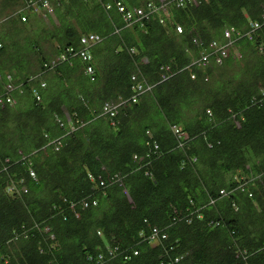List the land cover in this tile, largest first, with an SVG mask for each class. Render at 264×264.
Masks as SVG:
<instances>
[{
    "label": "trees",
    "instance_id": "obj_1",
    "mask_svg": "<svg viewBox=\"0 0 264 264\" xmlns=\"http://www.w3.org/2000/svg\"><path fill=\"white\" fill-rule=\"evenodd\" d=\"M49 1L0 0V264H264V0H122L167 5L131 25L114 0ZM228 27L252 38L192 64ZM88 33L94 80L53 64Z\"/></svg>",
    "mask_w": 264,
    "mask_h": 264
},
{
    "label": "bare ground",
    "instance_id": "obj_2",
    "mask_svg": "<svg viewBox=\"0 0 264 264\" xmlns=\"http://www.w3.org/2000/svg\"><path fill=\"white\" fill-rule=\"evenodd\" d=\"M39 1H46V0H39ZM180 1H182V0H180ZM180 1L179 0H177V2H178V5H180V6H182V4L180 3ZM187 2V1H186ZM185 2V3H186ZM44 3H48L49 5H51V1H48V2H40V3H38L36 6H35V8H34V10L32 11V12H34L36 15H40V16H46L47 15V13L49 12H46V8L44 7L45 5H44ZM115 5H117L118 6V12L119 13H121L122 15H123V17H124V20H125V22L126 23H128V25H131V24H133L134 22H136V21H140V20H142V19H147V18H149L151 15H152V13H153V11H154V9L153 8H159V10H163V8H166V4H163V5H156L155 3H153V2H150V3H148L147 4V6H141V7H135V8H132V9H129L126 5H125V3L122 1V0H114V3H109L108 5H107V9L108 10H110L111 8H113L112 6H115ZM149 9H151V10H149ZM164 11V13L167 15V9L166 10H163ZM38 15V16H39ZM52 15H53V8H52ZM143 17V18H142ZM25 21L26 20H28L27 18H26V16H25ZM250 27V26H249ZM254 30H256V29H254V28H252V27H250V32H248V33H252V31H254ZM178 31L179 32H181L182 31V29L181 28H178ZM234 32H236V30H235V28H234V30H233ZM92 33H88V34H84L83 36H82V38H81V48L82 47H87V50H86V53L85 54H87V52L89 51V49H88V47L90 46V45H92L93 43H96V42H98V41H100L101 40V37H100V35L99 34H95V33H93V36H94V40L92 39V40H90L89 39V35H91ZM226 34H227V36L228 35H230V33L229 32H226ZM237 34H239L240 35V32H237ZM228 37H230V36H228ZM252 38V36H250V39ZM84 39H87V42H82V40H84ZM77 48H75L74 46H72V47H69L68 49H67V52H68V54H71V55H76L77 54V52H75V50H76ZM229 51V50H228ZM229 55V54H228ZM60 58V57H59ZM59 58H57V59H55V61H53V64L57 61V60H60ZM91 60H92V56H90L89 55V58L87 59V60H83L85 63H86V68H85V73L91 78V80H94L95 79V69L93 68V65L91 64ZM62 61V60H61ZM46 66H49L48 64H46ZM168 70H169V68H168ZM163 76L162 77H167V76H165L164 74H162ZM9 77V79H11L12 80V78L10 77V76H8ZM12 83H13V81H12ZM144 85V84H143ZM11 86V91L12 90H14V89H16V88H18L19 86H14L13 84H11L10 85ZM42 86H44V83H42ZM146 87H143L141 90L139 89V88H136L135 89V91H136V93H139V92H141V93H143V92H145V91H151L152 90V84H147V85H145ZM35 95H36V99H37V101H39V98H40V96L35 92ZM1 100H2V98H0ZM7 101L8 102H13L15 99L12 97V96H8L7 98ZM114 108L115 107H113L111 104H106L105 106H104V108H103V110H104V112L105 113H107V114H109L110 116V118H112V117H115V110H114ZM208 113H210L209 111H208ZM60 122V126H64V123H63V121H61V120H59ZM77 122H79V121H77ZM72 128H74V126H72ZM173 131L176 133V135H178V136H180L181 135V132H180V128H178V126H173ZM31 175L32 176H35V172H31ZM91 179H93L92 181H94V178H91ZM224 192V190H222V193ZM86 205H88V203H86ZM155 231V230H154Z\"/></svg>",
    "mask_w": 264,
    "mask_h": 264
},
{
    "label": "clouds",
    "instance_id": "obj_3",
    "mask_svg": "<svg viewBox=\"0 0 264 264\" xmlns=\"http://www.w3.org/2000/svg\"><path fill=\"white\" fill-rule=\"evenodd\" d=\"M47 1H49V0H47ZM36 2L37 3H40V2H42V1H39V0H36ZM22 3L24 4V9H22L23 10V12L25 11V12H28V13H31L32 11H33V8L32 7H30V6H28L27 5V3H26V0H22ZM51 6V9L53 8V5L51 4L50 5ZM52 15V11L50 12V13H47V15L45 16V17H47V16H51ZM25 14H23L22 16H21V21H25ZM261 20H263L264 21V13L263 14H261ZM248 26H250V27H252V28H254V29H257V28H259V26H260V24H259V21H250L249 23H248ZM179 27V26H178ZM177 28V27H176ZM234 27H228V28H226V29H224V31H223V33H226V32H229L230 33V39L229 38H227V39H229V41L228 42H223L222 41V39L221 40H212L211 42H209V44H208V48H207V50L206 51H204V52H201L200 53V56L199 57H197V58H195V59H193L192 60V64H197V65H199V66H203V67H205V66H209L211 63H213L214 65H221L223 62H224V59L228 56V47L230 46V44H232L234 41H236L237 39H239V38H241L242 36H246L248 39H250L249 38V35H239V34H236V33H234ZM93 34V33H92ZM225 39V38H224ZM66 49H68V47L66 48ZM86 50H87V47H82V48H79V51L77 52V54H76V56H78L82 61H83V59L81 58V56H80V52L81 51H85L86 52ZM208 50H210V51H208ZM222 51H224V53H222ZM68 54V52H62V53H60L59 55H56V57H59L60 56V60H65L66 59V55ZM87 54H89L90 56H91V53H90V51H88L87 52ZM237 55V54H236ZM238 56V55H237ZM217 57H219V58H221V61L220 62H218L216 59H217ZM162 74H164L165 73V76H167V77H165V78H163V77H160V78H162L161 79V81H164V80H166V79H168L169 78V76H171L172 75V73H171V71H169V74H167V71L163 68V71L161 72ZM191 77L192 78H194L195 77V75L194 74H192L191 75ZM7 79V78H6ZM132 79H135V77L133 76L132 77ZM8 80V79H7ZM142 82L143 81H138V83L136 82L135 84H134V89H132V90H135L136 88H137V86L139 85V84H141L142 85V87H146L145 85H143L142 84ZM144 83H146V82H144ZM148 84H150V83H148ZM8 85H11V84H7V85H5V91H6V93L8 94L10 91H11V89L10 88H8L7 86ZM134 92V91H133ZM139 93H141V92H139ZM134 94V93H133ZM138 94V93H137ZM9 95H6V96H4V99H2L3 100V102H0V105H4L5 104V99L8 97ZM136 99H137V97H136ZM121 105V104H120ZM122 106V105H121ZM121 106H119V104L117 105L116 104V112H115V114H117L118 113V107L120 108ZM124 106V105H123ZM26 192L27 191V189H26V187H24V188H22V189H18L17 190V192ZM156 229V228H155ZM156 233H155V235H154V238H155V240L156 241H159V239H160V237L161 238H165V234H159V230H157L156 229ZM114 250L113 249H110L109 251H108V254L109 255H111V253L113 252Z\"/></svg>",
    "mask_w": 264,
    "mask_h": 264
},
{
    "label": "built area",
    "instance_id": "obj_4",
    "mask_svg": "<svg viewBox=\"0 0 264 264\" xmlns=\"http://www.w3.org/2000/svg\"><path fill=\"white\" fill-rule=\"evenodd\" d=\"M42 2H48L47 0L46 1H42ZM26 3H27V5L28 6H30V7H32L33 8V10H34V8H35V6L38 4L37 2H36V0H26ZM44 7L46 8V12H48V13H50L51 11H52V9H51V6L48 4V3H44ZM89 39L90 40H94V36H93V34H91V35H89ZM82 42H87V39H84V40H82ZM86 52L85 51H81L80 52V56H81V58L83 59V60H87L88 58H89V54H85ZM222 53H224V51H222ZM218 62H220L221 61V58H219V57H217V59H216ZM164 75H165V73H164ZM163 76V75H162ZM163 78H165V77H163ZM8 88H11V86L10 85H8L7 86ZM137 88H139L140 90L143 88L142 87V85L141 84H139L138 86H137ZM0 102H3V100H1L0 99ZM114 110H115V112H116V107L114 108ZM157 231H156V229H155V233H156Z\"/></svg>",
    "mask_w": 264,
    "mask_h": 264
},
{
    "label": "rangeland",
    "instance_id": "obj_5",
    "mask_svg": "<svg viewBox=\"0 0 264 264\" xmlns=\"http://www.w3.org/2000/svg\"><path fill=\"white\" fill-rule=\"evenodd\" d=\"M21 5L24 7V4L23 3ZM166 9H167V7L166 8H163V10H166ZM30 15L38 16L34 12H31ZM1 20L2 19H0V22H1ZM225 36L228 37L230 35L227 36V34H225ZM47 46H48V44H47ZM75 51L78 52L79 51V48H77ZM231 65H232L231 68L236 73V75H240V74L243 73V70H242L243 68L241 67V65H240V63L238 61H234L233 63H231ZM215 79H217V77H215ZM71 130H72V128H71ZM155 244H156V242L153 243V245H155Z\"/></svg>",
    "mask_w": 264,
    "mask_h": 264
}]
</instances>
